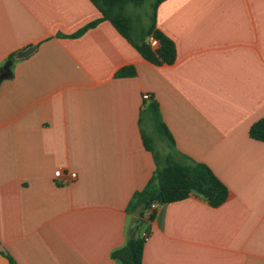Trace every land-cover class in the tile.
<instances>
[{
	"label": "crops",
	"instance_id": "crops-1",
	"mask_svg": "<svg viewBox=\"0 0 264 264\" xmlns=\"http://www.w3.org/2000/svg\"><path fill=\"white\" fill-rule=\"evenodd\" d=\"M101 17L91 0H0V264H118L129 202L157 169L145 137L172 151L153 103L175 150L229 197L150 207L142 264H264V141L250 136L264 120V0H164L172 64L108 20L73 36Z\"/></svg>",
	"mask_w": 264,
	"mask_h": 264
},
{
	"label": "trees",
	"instance_id": "trees-1",
	"mask_svg": "<svg viewBox=\"0 0 264 264\" xmlns=\"http://www.w3.org/2000/svg\"><path fill=\"white\" fill-rule=\"evenodd\" d=\"M101 11L102 17L88 23L73 36L80 35L88 28L94 27L102 20L110 21L114 27L128 39L148 61L154 64H172L176 60V45L165 33L156 27V14L158 6L164 0L152 1L151 25L146 29L139 41L133 39V21L127 13V6H142L147 0H91ZM154 35L160 41L158 48H153L147 43V37ZM12 58V57H11ZM132 67L122 69L120 75H131ZM154 113V122L157 133L169 141L172 148L168 154L162 155L152 147V139L145 137L146 146L153 152L157 169L148 184L136 192L128 205V211L136 213L138 218L136 225L131 230L125 245L114 250L112 257L118 264H142L145 239L141 235V225L144 216L140 212L144 210L145 203L149 199L160 204L179 201L195 193L205 199L211 206L222 205L229 197L228 187L216 176L212 169L204 163L191 160L186 155L175 150L174 140L161 119L158 104L151 105ZM250 136L256 140L264 141V120L253 124L250 128ZM152 202V203H153ZM136 231L133 238L132 233Z\"/></svg>",
	"mask_w": 264,
	"mask_h": 264
},
{
	"label": "rangeland",
	"instance_id": "rangeland-1",
	"mask_svg": "<svg viewBox=\"0 0 264 264\" xmlns=\"http://www.w3.org/2000/svg\"><path fill=\"white\" fill-rule=\"evenodd\" d=\"M152 1L153 0H147L142 6H133V5L127 6L126 11L133 21L134 29L133 31H131L133 37L137 33L144 31L143 29H147L150 26L151 13H152V7H151ZM151 145L156 147V144L154 141H151ZM159 153L161 154V151H159ZM141 229H144L143 224L141 225Z\"/></svg>",
	"mask_w": 264,
	"mask_h": 264
},
{
	"label": "built area",
	"instance_id": "built-area-1",
	"mask_svg": "<svg viewBox=\"0 0 264 264\" xmlns=\"http://www.w3.org/2000/svg\"><path fill=\"white\" fill-rule=\"evenodd\" d=\"M147 43L151 47H153L154 49L155 48H158L160 46L159 39H157L152 34L147 37ZM144 98L145 99H149L150 98V95L149 94H144ZM55 177L58 178L62 182H66L68 179H70V180L76 179L77 178V173L76 172H69L67 175H65L63 173L62 169H58V170L55 171ZM157 205H158L157 202H153V203H151L150 207L153 208V209H155V208H157ZM142 236L144 237V239L146 241L149 238V233L148 232H145V233H143Z\"/></svg>",
	"mask_w": 264,
	"mask_h": 264
},
{
	"label": "water",
	"instance_id": "water-1",
	"mask_svg": "<svg viewBox=\"0 0 264 264\" xmlns=\"http://www.w3.org/2000/svg\"><path fill=\"white\" fill-rule=\"evenodd\" d=\"M153 202V199H149L146 203H145V206H144V210L140 212V216L143 217L144 216V213H145V210L148 209L149 205ZM136 236V232L134 231L133 234H132V237L134 238Z\"/></svg>",
	"mask_w": 264,
	"mask_h": 264
}]
</instances>
